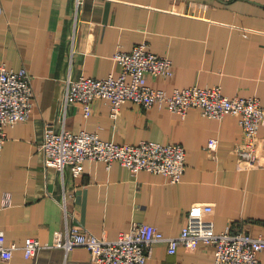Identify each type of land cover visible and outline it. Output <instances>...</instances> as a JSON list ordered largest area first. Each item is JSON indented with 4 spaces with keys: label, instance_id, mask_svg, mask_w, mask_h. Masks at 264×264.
Segmentation results:
<instances>
[{
    "label": "crops",
    "instance_id": "crops-1",
    "mask_svg": "<svg viewBox=\"0 0 264 264\" xmlns=\"http://www.w3.org/2000/svg\"><path fill=\"white\" fill-rule=\"evenodd\" d=\"M142 43L173 62L171 75L148 74L152 87L171 93L220 85L226 96H256L264 104V0H0V62L25 68L34 93L29 118L6 127L0 156V230L8 244L22 247L28 237L49 244L67 219L110 240L134 221L176 236L198 202L213 206L217 232L232 226L264 237V124L261 165L244 169L236 115L211 118L192 108L181 116L163 104L127 101L114 117L110 102L97 98L87 116L83 104L66 103L70 78L119 76L115 53ZM47 126L96 132L119 144H182L187 168L173 182L145 169L134 174L119 161L86 160L74 175L70 167L44 164ZM211 139L217 142L208 149ZM214 258L210 244L171 254L162 241L146 264H212ZM259 258L264 264V249ZM0 264L101 263L85 246L50 245L32 258L19 248Z\"/></svg>",
    "mask_w": 264,
    "mask_h": 264
},
{
    "label": "built area",
    "instance_id": "built-area-1",
    "mask_svg": "<svg viewBox=\"0 0 264 264\" xmlns=\"http://www.w3.org/2000/svg\"><path fill=\"white\" fill-rule=\"evenodd\" d=\"M114 56L121 65L120 76L110 74L101 79L70 78L66 103L83 104L87 116L97 98L110 101L111 115L114 117L127 101H134L145 108L163 104L181 116L192 108H199L204 116L211 118L220 119L233 114L239 117L243 130L242 140L236 147L242 168L251 169L261 165L259 129L264 124V104L259 97H229L223 93L220 85L176 88L171 93L154 88L147 83L146 76L171 75L172 60L149 50L146 43L137 44L131 51H118ZM33 106L31 74L25 68L14 70L0 62V156L7 139L6 127L27 120ZM216 142L211 139L207 148L212 149ZM41 148L46 166L61 171L70 167L74 175L83 172L86 160L105 161L108 166L119 161L134 174L145 169L168 175L173 182H179L187 168V152L182 144H161L150 140L138 144H119L87 130L73 132L65 128L57 131L47 126ZM212 211L211 204H193L176 236L166 235L153 224L134 221L129 229L110 240L90 232L80 222L70 223L67 219L66 229L56 230L51 243L28 237L21 247L15 242L8 244L4 231L0 230V257L10 260L19 248L23 249L27 258H32L46 246L70 249L82 245L89 250L91 258L101 264H146L152 246L165 241L171 254L179 246L195 250L202 243L213 245L215 258L212 264H262L259 253L264 249V237L232 226L217 232L210 217Z\"/></svg>",
    "mask_w": 264,
    "mask_h": 264
},
{
    "label": "bare ground",
    "instance_id": "bare-ground-1",
    "mask_svg": "<svg viewBox=\"0 0 264 264\" xmlns=\"http://www.w3.org/2000/svg\"><path fill=\"white\" fill-rule=\"evenodd\" d=\"M120 52H124L123 50H120ZM172 65H173V62H172ZM171 68H172V66H171ZM121 74H122V71H121ZM120 74V75H121ZM119 75V76H120ZM80 77H88V76H80ZM79 77V78H80ZM88 78H94V77H88ZM95 79H101V78H95ZM146 79H147V83H148V76H146ZM67 92H68V86H67ZM109 101V100H108ZM110 102V101H109ZM110 106H111V103H110ZM176 112V111H175ZM154 142H157V141H154ZM157 143H161V142H157ZM162 144V143H161ZM165 175V174H164ZM166 176H168V175H166ZM157 227V226H156ZM158 228V227H157ZM159 229V228H158ZM160 230V229H159ZM161 231V230H160ZM162 242V241H161Z\"/></svg>",
    "mask_w": 264,
    "mask_h": 264
}]
</instances>
